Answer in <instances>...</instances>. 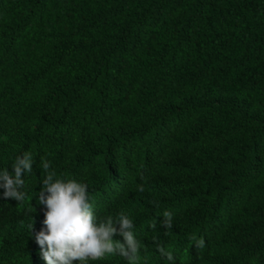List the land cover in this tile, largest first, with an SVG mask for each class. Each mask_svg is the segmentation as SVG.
<instances>
[{"label": "trees", "instance_id": "1", "mask_svg": "<svg viewBox=\"0 0 264 264\" xmlns=\"http://www.w3.org/2000/svg\"><path fill=\"white\" fill-rule=\"evenodd\" d=\"M24 152L0 264H46L44 161L132 220L139 264H264V0H0V171Z\"/></svg>", "mask_w": 264, "mask_h": 264}, {"label": "clouds", "instance_id": "2", "mask_svg": "<svg viewBox=\"0 0 264 264\" xmlns=\"http://www.w3.org/2000/svg\"><path fill=\"white\" fill-rule=\"evenodd\" d=\"M33 156L24 152L17 156L12 167L14 174L9 173L7 167L0 171V188L4 189L5 198H14L22 202L26 192L23 174L32 173ZM46 176L42 179L43 187L39 192L37 202L46 206L45 227L34 233V239L40 246V254L46 264H72L74 260L80 264L87 261H97L105 258L106 254H117L128 261V264H139V244L133 234V222L121 213L117 218L107 216L99 218L94 214L93 206L89 202L90 196L87 185L76 180L54 179L55 171L50 170V164L42 162ZM143 191V186H139ZM162 226L172 227V214H163ZM156 227L155 224L152 225ZM33 235V225H30ZM114 235L123 237L124 242L113 239ZM194 239V238H193ZM203 245V240L196 242V247ZM167 259H173L170 253Z\"/></svg>", "mask_w": 264, "mask_h": 264}]
</instances>
